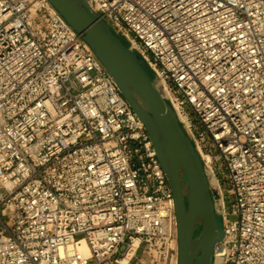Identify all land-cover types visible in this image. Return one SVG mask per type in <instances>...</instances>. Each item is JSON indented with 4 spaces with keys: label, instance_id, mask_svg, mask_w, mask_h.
Returning a JSON list of instances; mask_svg holds the SVG:
<instances>
[{
    "label": "built area",
    "instance_id": "1",
    "mask_svg": "<svg viewBox=\"0 0 264 264\" xmlns=\"http://www.w3.org/2000/svg\"><path fill=\"white\" fill-rule=\"evenodd\" d=\"M86 1L218 180L220 263L264 264V0ZM0 264H178L144 123L48 0H0Z\"/></svg>",
    "mask_w": 264,
    "mask_h": 264
},
{
    "label": "water",
    "instance_id": "2",
    "mask_svg": "<svg viewBox=\"0 0 264 264\" xmlns=\"http://www.w3.org/2000/svg\"><path fill=\"white\" fill-rule=\"evenodd\" d=\"M87 42L144 123L174 197L178 264H214L225 237L203 160L157 80L86 0H48Z\"/></svg>",
    "mask_w": 264,
    "mask_h": 264
},
{
    "label": "rangeland",
    "instance_id": "3",
    "mask_svg": "<svg viewBox=\"0 0 264 264\" xmlns=\"http://www.w3.org/2000/svg\"><path fill=\"white\" fill-rule=\"evenodd\" d=\"M192 117L195 119V116H194L193 114H192ZM211 153H212V154H215L216 151H215V150H211ZM223 172H224L223 169H219V170L217 171L219 177L221 178V185H222V187H225V189H226V179H227L228 177H227V174H225V173H223ZM217 204H218V203H217ZM226 204H227V206H228L229 208L231 207V201H230L229 197L226 198ZM237 218H238L237 215H234V214L231 215V219H232V220H235V219H237ZM217 253H218V254L221 253V252H220V247H219V246H217Z\"/></svg>",
    "mask_w": 264,
    "mask_h": 264
},
{
    "label": "bare ground",
    "instance_id": "4",
    "mask_svg": "<svg viewBox=\"0 0 264 264\" xmlns=\"http://www.w3.org/2000/svg\"><path fill=\"white\" fill-rule=\"evenodd\" d=\"M160 92H161L162 95H164V93H165L163 91V89ZM209 184H210V188H211L212 192H214L215 194H218V192H219V182L213 175L210 176ZM217 246L220 247V252H221V245L218 244ZM84 249L86 250V247H84ZM216 250H217V247H216ZM220 262H221V253L220 254L217 253L216 254V264H221Z\"/></svg>",
    "mask_w": 264,
    "mask_h": 264
}]
</instances>
